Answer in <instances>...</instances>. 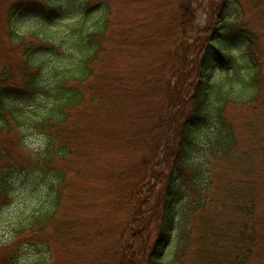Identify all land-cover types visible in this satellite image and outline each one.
Returning <instances> with one entry per match:
<instances>
[{
    "label": "trees",
    "instance_id": "16d2710c",
    "mask_svg": "<svg viewBox=\"0 0 264 264\" xmlns=\"http://www.w3.org/2000/svg\"><path fill=\"white\" fill-rule=\"evenodd\" d=\"M74 1L0 0L13 34L2 47L17 42L22 53L35 52L25 58L26 76L33 73L25 90L13 87L4 68L9 78L0 84V140L24 146L28 133L45 138V149L25 159L34 164L31 170H15L7 161L10 151L0 149V208L25 196L24 174L43 177L24 197L29 202L21 215L0 210L10 241L28 234L36 242H27H44L56 264L57 250L46 234L60 232L53 219L69 197V210L125 223L109 248L98 253L91 247L71 264H106L99 258L106 252L107 264H161L166 257L169 264H264V0H208L206 23L197 29V0H164L163 7L171 4L169 22L157 30L144 16L158 13L163 0H93L94 6L85 0L74 15L97 17L67 24L64 37L55 39L60 41L16 32L24 18L54 23ZM232 1L237 18L216 26ZM113 8L135 12L126 22L125 14L115 16L124 22L118 35L109 18ZM53 48L65 52L60 63L36 67L35 58ZM128 49L133 60L115 72L110 54ZM142 51L150 56L138 64ZM150 57L156 59L151 63ZM27 152L22 148V157ZM108 156L117 158L114 165ZM70 225L60 232L68 241L88 228L86 221L81 232ZM168 229L172 241L157 257ZM153 236L151 248L134 247ZM17 263L13 256L0 260Z\"/></svg>",
    "mask_w": 264,
    "mask_h": 264
},
{
    "label": "rangeland",
    "instance_id": "374dc122",
    "mask_svg": "<svg viewBox=\"0 0 264 264\" xmlns=\"http://www.w3.org/2000/svg\"><path fill=\"white\" fill-rule=\"evenodd\" d=\"M60 2H68L70 0H58ZM91 2V5L89 6H94V1L93 0H88ZM82 2H85V0H75L73 4L70 6H66V15H63L62 18H60L57 21H54V23L46 24L42 20H37L34 18H24L20 20V27L17 28V33H26L27 35H39L44 39H48L54 42L60 41V40H55L57 36L61 35L64 37V31L68 28L67 24H72L75 23L77 20L85 19L86 17L83 18H78L75 14L77 11L76 8L80 7V4ZM94 3V4H93ZM167 3V2H166ZM161 6H159V12L158 13H153L150 12L147 15L144 16V21L145 22H150V24H154L153 26L149 28H154L157 25L156 30L161 28V26H165L169 22V8L171 4L169 5H164V0L160 3ZM195 6L197 7V21L195 24L196 29L201 28L205 25L208 13H209V8H208V0H197L195 3ZM164 8L161 10V8ZM92 8V7H91ZM95 8V7H94ZM4 7L0 4V84L5 85L4 80L6 78L8 79L9 77L4 74L5 69L7 68L11 71L10 76L13 77L15 80L14 83V88L19 89V90H25V85L26 81L31 79V74L32 72H29V74L26 76L25 73V58L27 57V60L33 59L32 55L35 52H30L27 51L25 53H22V50L24 48H20L17 45L10 46V48H3L2 46L8 42L12 43L11 40L13 39V34H9L8 31V26L5 23V18L3 14ZM109 18L111 17L112 20H115L114 23V33L118 35V27H121L122 23L124 22H116L117 20L114 19L116 15L123 16L125 14H121L122 11L119 9H109ZM228 11L223 15L224 17L222 18L221 21L219 19H215V24L216 26H220L222 22L227 21V22H232V20H235L237 18V15L239 13V9L236 5H234L233 1L229 5ZM135 12L134 10L129 11L126 13L121 20L122 21H128L129 16L133 15ZM94 14H89V18H86L85 21L92 22L97 16ZM157 15V18L155 19L154 16ZM88 16V15H87ZM245 18H251V15H246ZM143 23L142 31L141 33L147 35L149 33V28H147ZM154 32L152 33V36L155 35ZM16 36L19 38L16 34ZM113 37V36H111ZM27 40L35 41L31 36H26ZM115 38V37H113ZM17 40V38H16ZM186 44L189 46L191 44V41L186 42ZM161 48L159 50V54H161V51H164V42L162 40L161 43ZM166 49L169 50V45L166 46ZM67 50V48H66ZM131 49H128L124 53L118 54V52H112V55L110 54V59L108 60L111 61L112 64V70L118 73H123L125 69L126 63H129L133 60V55L134 53L130 51ZM130 51V52H129ZM236 51L238 52V47L236 48ZM164 53V52H163ZM65 52L61 49H55L53 50H46L41 52L34 61V64L36 65H42V62L47 61L50 63V65H53V67L57 66L59 62H57L61 57L63 58ZM150 56L148 52L142 51V55H137L136 56V62L139 64V61L141 60L142 57V62H145V60ZM53 57V60L51 58ZM114 57V58H113ZM157 57V54H156ZM156 57L152 58L150 57V62L152 63ZM163 57V54L160 55V58ZM161 61L163 58L160 59ZM37 62H39L37 64ZM163 63V61H162ZM161 63V64H162ZM107 65V64H106ZM128 66V65H127ZM149 67V66H148ZM157 67H161V65H157ZM35 69V68H33ZM32 69V70H33ZM144 69H147L144 67ZM160 69V68H159ZM48 71V69L46 70ZM161 70H159L160 72ZM211 81L216 80V77L212 74L210 76ZM93 80V79H92ZM91 80V81H92ZM1 87V86H0ZM216 88V87H215ZM220 91V90H219ZM20 94H24L23 91H19ZM24 146H20L19 142L18 145H16V139H14L13 142H11V139L9 137L3 138L0 140V149H4L8 152V159L7 161H11L14 169H31L34 167V164H28L25 162V159L28 155L33 156L32 152H42L45 149V138L41 135L35 134V133H28L25 139V143L23 144ZM27 149L28 152L22 157L21 151L22 148ZM115 156V154H113ZM108 164L114 165L112 162H116L117 158L115 160H110L109 156L107 158ZM112 161V162H111ZM5 164V163H4ZM2 166L0 165V170ZM43 171V175H44ZM28 175H32L31 173H28ZM34 176V175H32ZM35 179H38L39 185L42 184L43 177L40 176H34ZM47 177V176H46ZM45 177V178H46ZM42 182H41V181ZM187 183V181H186ZM36 183H33L35 185ZM78 185L81 183H77ZM94 190H92L93 194ZM16 191V195H17ZM86 194H90V191L87 190ZM26 196V194H25ZM24 196V197H25ZM1 197V195H0ZM17 197V196H16ZM21 198L20 200H16L15 202L12 201L10 206H5L1 209V212H3L6 215H13V214H20L22 210L28 205L29 200L25 198ZM71 197V195H70ZM120 198V197H119ZM103 199V197H102ZM100 201V198H98ZM84 201L86 199L84 198ZM72 200L67 197L63 199L62 201V208L58 209V215L56 216L55 220L53 219V223L56 224L57 226L55 227L56 230H60L62 232L64 230L65 225H70L71 229H74L75 232H81L84 229L83 222L86 221V224L88 225L87 229H84V231L81 234L75 235V238L70 239L69 241L64 237L63 233H57L54 232L53 230L47 231L46 238H49L51 246H55L58 254V259H56V264H71V262L76 261V254H81L82 256L87 255L90 253L91 247L94 249L99 248V252H102L103 250L109 248L110 244L113 243L115 240V237L119 239L121 236L122 228L124 227L125 223L119 226V219L116 221L114 218L110 219L111 216L103 215V219H99V213L98 212H93L91 213H84L83 211H74V210H69L71 206ZM103 203L105 205V209L108 206L107 204V199L103 200ZM103 205V209H104ZM187 207V202L186 206ZM103 213V210L101 214ZM87 219V220H86ZM7 224L4 223V221H0V260H3L8 257H17V261H19V264H52L53 260L50 258L49 255H43V251L40 252L41 254H33V252L30 251L34 246H43L41 244H32L29 246H25L26 244V239L33 240V237L30 236L28 237V234L24 235L22 238L23 240L19 241L16 240V238L13 239V241H10V236L5 229ZM166 233L169 235L170 232L169 230L166 231ZM111 234V235H110ZM167 235V236H168ZM170 236V235H169ZM168 236V237H169ZM143 240V239H142ZM40 241V240H38ZM35 242V241H34ZM42 242V241H41ZM44 244V242H42ZM28 244V243H27ZM145 244V248L149 249L151 246L154 244V236L149 242H144L140 240H136L134 247L136 248H142L143 245ZM168 244L165 243L164 246H167ZM26 247V248H25ZM46 247V246H45ZM22 248L20 256L17 255L18 249ZM47 248V247H46ZM167 247L164 249L166 250ZM49 250V248H48ZM145 250V249H144ZM16 251V252H15ZM13 253L15 255H13ZM148 252H146L147 254ZM163 255V252L161 251V256ZM100 260H102L104 263H108L110 260V254L109 253H101L99 255ZM49 259V260H48ZM137 260V259H136ZM161 264H169L166 259H163L161 261Z\"/></svg>",
    "mask_w": 264,
    "mask_h": 264
}]
</instances>
